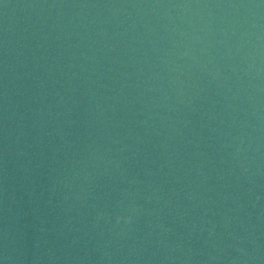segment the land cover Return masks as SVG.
Instances as JSON below:
<instances>
[{
  "label": "water",
  "instance_id": "water-1",
  "mask_svg": "<svg viewBox=\"0 0 264 264\" xmlns=\"http://www.w3.org/2000/svg\"><path fill=\"white\" fill-rule=\"evenodd\" d=\"M0 264H264V0H0Z\"/></svg>",
  "mask_w": 264,
  "mask_h": 264
}]
</instances>
